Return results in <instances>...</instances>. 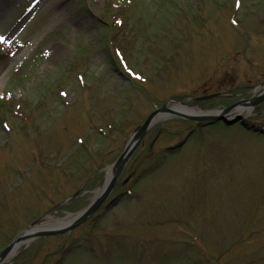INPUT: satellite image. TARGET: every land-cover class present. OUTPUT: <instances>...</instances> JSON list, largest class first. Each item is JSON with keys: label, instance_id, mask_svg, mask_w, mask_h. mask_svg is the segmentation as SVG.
<instances>
[{"label": "rangeland", "instance_id": "1", "mask_svg": "<svg viewBox=\"0 0 264 264\" xmlns=\"http://www.w3.org/2000/svg\"><path fill=\"white\" fill-rule=\"evenodd\" d=\"M36 1L0 0V248L44 212L84 207L156 106L213 110L264 79V0ZM249 115H161L118 204L10 264H264V131Z\"/></svg>", "mask_w": 264, "mask_h": 264}, {"label": "water", "instance_id": "2", "mask_svg": "<svg viewBox=\"0 0 264 264\" xmlns=\"http://www.w3.org/2000/svg\"><path fill=\"white\" fill-rule=\"evenodd\" d=\"M264 99V89L259 91L256 95L252 96L249 99L244 100L243 102H238L240 105L245 106H253L254 104L262 101ZM236 104L231 106L224 107L222 110L213 111V113H204V114H192L188 111H180L177 109H173L169 106H166V103L162 104L159 108L154 109L146 115V118L143 122L139 123L135 126V129L130 132L128 135V139L126 143L122 147L123 149L118 154L117 159L109 166L110 170L108 172L107 177L105 178V182L100 187L99 192L92 198L90 203L82 208L79 212L75 213L74 217L67 223H63L60 226H52L37 228L36 223L39 219L31 221V223L22 229L18 234L14 235L12 239L8 242V244L3 248L0 252V264L4 260V258L10 254L13 249L18 246L22 240H30L33 237H40L44 235H52V234H61V232L69 231L72 227L81 224L82 221L86 220L93 212L97 210L100 206L101 202L105 199V197L109 194L112 185L116 181L118 174L123 169L122 167L126 164L129 156L136 149V145L142 139V136L148 130V128L154 123L155 119L159 115H176L182 118H186L189 120H221L223 123L231 124L237 119H241L242 116L239 113H235L233 111V107ZM113 202V201H111ZM110 202V203H111ZM109 203V204H110ZM109 206V205H108ZM107 206V207H108Z\"/></svg>", "mask_w": 264, "mask_h": 264}, {"label": "bare ground", "instance_id": "3", "mask_svg": "<svg viewBox=\"0 0 264 264\" xmlns=\"http://www.w3.org/2000/svg\"><path fill=\"white\" fill-rule=\"evenodd\" d=\"M41 0H37L35 3H37V5H39ZM171 107H175L177 109H180V110H185V111H192L194 112L195 110H192V109H189L187 105H180L179 103H176V102H173L171 104H169ZM245 112V111H244ZM246 113V112H245ZM70 219V216H66L65 218H62V219H55L54 217H47V218H44L41 220V223L43 226H48V227H51V226H55V225H59L61 224L62 222H65V221H69Z\"/></svg>", "mask_w": 264, "mask_h": 264}, {"label": "snow or ice", "instance_id": "4", "mask_svg": "<svg viewBox=\"0 0 264 264\" xmlns=\"http://www.w3.org/2000/svg\"><path fill=\"white\" fill-rule=\"evenodd\" d=\"M237 2H238V0H237ZM117 23H120V21H117ZM233 23H235V21H233ZM0 39H3V37H0ZM5 127H7V126L5 125Z\"/></svg>", "mask_w": 264, "mask_h": 264}]
</instances>
